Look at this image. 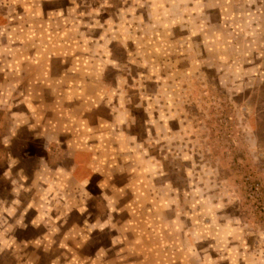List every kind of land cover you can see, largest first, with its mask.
Returning a JSON list of instances; mask_svg holds the SVG:
<instances>
[{
	"label": "rangeland",
	"instance_id": "374dc122",
	"mask_svg": "<svg viewBox=\"0 0 264 264\" xmlns=\"http://www.w3.org/2000/svg\"><path fill=\"white\" fill-rule=\"evenodd\" d=\"M22 41L110 66L134 145L78 185L0 87V264H264V0H0Z\"/></svg>",
	"mask_w": 264,
	"mask_h": 264
},
{
	"label": "crops",
	"instance_id": "0c3cea01",
	"mask_svg": "<svg viewBox=\"0 0 264 264\" xmlns=\"http://www.w3.org/2000/svg\"><path fill=\"white\" fill-rule=\"evenodd\" d=\"M28 47L25 41L18 48L8 45L0 64L2 81L5 82L0 87L22 89L20 101L27 110L19 120L21 129L29 133L27 137H39L33 140L38 159L42 157L41 154L67 153L69 163L62 166L73 174L76 184L104 187L105 178L93 182V177L99 169H116L118 154L124 156L126 146H129L131 153L134 145L133 136L128 135L123 126L131 115L126 114L122 102L113 100L109 93L111 88H115L109 79L112 69L108 65L105 69L76 65L77 58L83 55L89 58V53L75 55L70 60L67 58L70 64L66 65L62 59L60 62L59 55L49 52L47 48H40L31 55ZM31 59L38 63H33ZM31 88H37L36 104L31 101L28 91ZM84 170L86 176L78 177L80 171ZM56 181L50 183L55 184ZM173 237L166 238L173 242ZM183 238L181 234L174 243H183Z\"/></svg>",
	"mask_w": 264,
	"mask_h": 264
}]
</instances>
